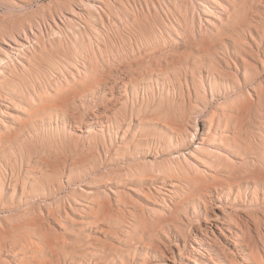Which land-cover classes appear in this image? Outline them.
Segmentation results:
<instances>
[{
	"label": "rangeland",
	"instance_id": "obj_1",
	"mask_svg": "<svg viewBox=\"0 0 264 264\" xmlns=\"http://www.w3.org/2000/svg\"><path fill=\"white\" fill-rule=\"evenodd\" d=\"M11 46L22 57L0 67V109L11 113L0 126L1 243L14 241L13 222L26 217L50 242L28 230L33 260L171 263L164 257L178 261L182 239L196 246L192 238L224 213L244 250L222 238L213 247L235 264H264V0H0V56ZM170 180L189 193L163 203ZM228 183L243 190L237 203L212 189ZM207 188L205 209L196 194ZM68 203L84 223L45 217L70 212Z\"/></svg>",
	"mask_w": 264,
	"mask_h": 264
},
{
	"label": "bare ground",
	"instance_id": "obj_2",
	"mask_svg": "<svg viewBox=\"0 0 264 264\" xmlns=\"http://www.w3.org/2000/svg\"><path fill=\"white\" fill-rule=\"evenodd\" d=\"M234 0H221V4L223 5V6H227L228 5V7H229V4L231 3V2H233ZM90 5V4H89ZM92 6V5H91ZM223 9L221 8V11H222ZM219 13V10L217 11V13H215L216 15H219L218 14ZM89 25V24H88ZM86 27V26H85ZM86 33V32H85ZM5 41V40H4ZM3 42V41H2ZM5 44H6V41H5ZM22 45V47L24 46L23 44H21ZM21 45H19V47H21ZM15 50H18V49H15L13 46H11L10 47V49H7V50H5L4 51V54H2V56H0V67L1 66H4L5 64H7L8 62L9 63H11L12 64V61H14L13 59H15V58H17V56L19 55V56H21L19 53H16V51ZM24 50V49H23ZM24 53V52H23ZM28 55V54H27ZM18 56V57H19ZM26 56V55H25ZM22 57V56H21ZM15 60H17V59H15ZM25 60H27V59H25ZM22 61V60H21ZM19 62V61H18ZM14 63V62H13ZM10 64V65H11ZM8 65V64H7ZM7 65H5V66H7ZM4 66V67H5ZM9 66V65H8ZM12 66V65H11ZM0 73H2L1 71H0ZM0 75H2V74H0ZM4 77V76H3ZM227 84V83H226ZM6 92V91H5ZM12 94V93H11ZM5 95V94H4ZM3 97V96H2ZM15 97V96H14ZM4 98V97H3ZM6 98V97H5ZM10 98V97H9ZM8 98V99H9ZM12 98V97H11ZM7 99V100H8ZM9 101V100H8ZM3 102V101H2ZM6 102V101H5ZM4 102V103H5ZM10 102V101H9ZM1 103V102H0ZM3 103V104H4ZM10 104H12V103H10ZM4 106H5V104H4ZM10 106V105H9ZM13 106V105H12ZM8 108V107H7ZM8 110V109H7ZM9 114H11V113H9V112H7L6 110H3V109H0V126H2V127H5V120L3 119V116L5 117H10V115ZM14 115H16V114H14ZM213 119V118H212ZM218 119V118H217ZM13 120H15V119H13ZM12 120V121H13ZM216 120V119H215ZM205 121V120H204ZM211 121H213V120H210V123H211ZM6 122H8V121H6ZM216 122H218L217 120H216ZM13 123V122H12ZM15 123V122H14ZM99 123V126L100 127H102V125H103V121H99L98 122ZM208 123V122H207ZM222 123V122H221ZM220 123V124H221ZM215 125L217 124V123H214ZM13 126H15L14 124H13ZM7 127V126H6ZM209 127V126H208ZM215 127V126H214ZM18 128V127H17ZM221 128V127H220ZM220 128H218V129H220ZM5 129V128H4ZM12 129V128H11ZM13 129H14V127H13ZM16 129V128H15ZM101 129V128H100ZM215 129V128H214ZM225 129V128H224ZM213 130V129H212ZM5 131H7V128L5 129ZM15 131V130H14ZM103 131V130H102ZM215 131V130H214ZM2 132V131H1ZM8 133L10 132L11 133V131H7ZM120 132H121V134L122 135H119V134H117L116 135V137L117 138H122L127 132H128V130L125 128V129H121L120 130ZM170 133H172V131L170 130L169 131ZM90 133V132H89ZM174 134V133H173ZM223 134V133H222ZM232 134V133H231ZM11 135V134H10ZM3 136V135H2ZM181 136V135H180ZM185 136V135H184ZM214 136V138H215V136H222V135H220V134H217V131L216 132H212V133H209L208 135H207V137H206V139H208V137H210V139H211V137H213ZM26 137V136H25ZM205 137V136H204ZM15 138V137H14ZM171 137H169V139H170ZM180 138V137H179ZM181 138H182V136H181ZM214 138H213V140H214ZM217 138V137H216ZM168 139V140H169ZM223 139V138H222ZM234 139V138H233ZM23 140V139H22ZM14 141V140H13ZM21 141V140H20ZM26 141V140H25ZM147 141V140H146ZM221 141V140H220ZM18 142V141H17ZM178 142V141H177ZM208 142V141H207ZM120 143V142H119ZM119 143H118V145H119ZM131 143V142H130ZM213 143H215L214 141H213ZM234 143V142H233ZM236 143V142H235ZM174 143H173V141H171V140H169V142H167L166 143V145L168 146V148H170V149H172L171 147H172V145H173ZM162 145V144H161ZM214 145V144H213ZM216 145V144H215ZM146 146V145H145ZM237 146V145H236ZM5 147V146H4ZM114 147H116V146H114ZM113 147V148H114ZM203 147H206V146H204V145H201V146H199V148H197V149H200V148H203ZM213 147V146H212ZM1 148V147H0ZM19 148V147H18ZM217 148V147H216ZM221 148V147H220ZM238 148V147H237ZM196 149V148H195ZM205 149V148H204ZM209 149V148H208ZM1 150V149H0ZM5 150V149H4ZM17 150V149H16ZM164 150V149H163ZM220 150V149H219ZM219 150H217L218 151V153L220 152ZM11 151V150H10ZM119 151V150H118ZM205 151V150H204ZM214 151V150H213ZM198 152V151H197ZM206 152V151H205ZM1 153V152H0ZM13 153V152H12ZM191 153H193V150H192V152ZM206 153H208V152H206ZM15 154V153H14ZM194 154H196V153H194ZM224 154V153H223ZM13 155V154H12ZM216 155V154H215ZM220 155V154H219ZM179 156V155H178ZM232 156V155H231ZM174 158V157H173ZM178 158V157H177ZM219 158V157H218ZM225 158H226V155H225ZM234 158V157H233ZM236 158V157H235ZM11 159V158H10ZM29 159V158H28ZM224 159V158H223ZM228 159V158H227ZM221 160V159H220ZM231 160H233V159H231ZM9 161V160H8ZM173 161H175V160H173ZM177 161V160H176ZM221 161H223V160H221ZM230 161V160H229ZM171 162V161H170ZM224 162H226L227 163V161H224ZM231 162V161H230ZM229 162V163H230ZM7 163V162H6ZM10 163V162H9ZM222 163V162H221ZM168 164V163H167ZM232 164V163H231ZM3 166V165H2ZM9 166V165H8ZM179 166H180V164H179ZM193 166V165H192ZM225 166H226V164H225ZM194 167V166H193ZM204 167V168H203ZM222 167H224L223 165H222ZM228 167H230L229 165H228ZM234 167V166H233ZM5 168V167H4ZM227 168V167H226ZM191 169V168H190ZM196 169L198 170H201V171H203V172H208L207 170H208V167L207 166H205V165H203L202 163H197V166H196ZM207 169V170H206ZM231 169V168H230ZM158 170V169H157ZM194 170V169H193ZM196 170V171H197ZM198 170V171H199ZM223 170V169H222ZM227 170V169H226ZM232 170V169H231ZM234 170V169H233ZM147 171H148V169H147ZM2 172V171H1ZM5 172V171H4ZM141 172V171H140ZM215 172V171H214ZM3 173V172H2ZM198 173V172H197ZM118 175V174H117ZM154 175V174H153ZM3 176V175H2ZM121 176V175H120ZM120 176H119V178H120ZM25 177V176H24ZM122 177H123V175H122ZM121 177V179H123ZM151 177V176H150ZM154 177H155V175H154ZM157 177V176H156ZM209 177V176H208ZM125 178H127V177H125ZM129 178V177H128ZM145 178V177H144ZM153 178V177H152ZM1 179V178H0ZM185 179V178H184ZM5 180H6V178H5ZM163 180V179H162ZM229 180L231 181L232 180V176L229 178ZM9 182V181H8ZM15 182V181H14ZM28 182V181H27ZM206 182V181H205ZM34 183V182H33ZM162 183V182H161ZM6 184V183H5ZM9 184V183H8ZM186 184V183H185ZM188 184H189V182H188ZM202 184V183H201ZM116 185V184H115ZM184 185V184H183ZM27 186V185H26ZM25 186V187H26ZM186 186V185H185ZM4 187V183H3V181H1L0 180V188H3ZM20 187V186H19ZM112 187V186H111ZM212 187V186H211ZM235 187H236V190L234 191V189H235ZM7 188V187H6ZM22 188V187H21ZM109 188V187H108ZM154 188H156V187H154ZM250 187H248L247 185L244 187V193H246V191L249 189ZM254 188V187H253ZM261 188V187H260ZM5 189V188H4ZM14 189H15V187H14ZM17 189V188H16ZM151 189H152V187H151ZM151 189H149V190H151ZM156 189H158L157 191H158V193H159V191H161L160 190V188H156ZM162 189H164V191H161L160 192V194H159V198H160V200L159 201H161V202H163V203H166V200H169L168 202H170V200H171V198L175 195H180V198H182V197H186L187 196V194L189 193V189L187 188V187H184V189H182L181 188V182H179V181H173V180H170L168 183H166L165 184V182H164V185H163V187H162ZM212 189H214V192L215 193H218L219 195H221L222 193H225V194H227V193H231V194H233L234 196V198H233V202L234 203H237V199H236V197L237 196H240L241 194H242V192H243V190H242V188L240 187V186H235L233 183H228V184H224V185H218V184H215L214 186H213V188ZM211 189V190H212ZM109 190V189H108ZM118 190V189H117ZM203 190V189H202ZM255 190H259V187H258V184L255 186V189H254V191ZM114 191V190H113ZM142 191V190H141ZM147 191H148V189H147ZM205 192L204 193H202L203 195H199V194H196V196L198 197V198H200L201 200H202V203L205 205V209H206V199H205V196H210V192H209V190H208V188H207V190L205 189L204 190ZM1 192V191H0ZM149 192V191H148ZM156 192V191H155ZM201 192V191H200ZM249 192V191H248ZM98 193H100V192H98ZM8 194V193H7ZM13 194H14V192H13ZM18 194V193H17ZM128 194V193H127ZM138 194V193H137ZM3 195V194H2ZM5 195H6V193H5ZM15 195V194H14ZM213 195V194H212ZM263 196H264V193L262 194ZM18 196V195H17ZM94 196V195H93ZM96 196V195H95ZM94 196V197H95ZM111 196H113V195H111ZM110 196V197H111ZM5 197V196H4ZM88 197H92V196H88ZM101 197V196H100ZM115 197V196H114ZM114 197H113V199H114ZM125 197H127V196H125ZM156 197H157V195H156ZM256 197V196H255ZM21 198H23V197H21ZM20 198V199H21ZM93 198V197H92ZM96 198V197H95ZM108 199H109V197H107ZM128 198V197H127ZM197 198V199H198ZM209 198V197H208ZM212 198V197H211ZM215 198H217V199H220V197L219 196H217V197H215ZM240 198V197H239ZM245 198V197H244ZM11 199V198H10ZM75 199V198H74ZM91 199V198H90ZM123 199V198H122ZM146 199V198H145ZM155 199V198H154ZM174 199V198H173ZM175 199H177V198H175ZM224 199V198H223ZM76 200H77V198H76ZM75 200V202H77ZM126 200V199H125ZM129 200V199H128ZM252 200V199H251ZM255 200H256V198H255ZM24 201V200H23ZM101 202H102V200H100ZM108 201V200H107ZM106 201V202H107ZM114 201V200H113ZM121 201H123V200H121ZM174 201V200H173ZM254 201V200H253ZM257 201V200H256ZM26 202V201H25ZM54 202V201H53ZM81 202V201H80ZM94 202H95V200H94ZM116 202V201H115ZM131 202V201H130ZM221 202V201H220ZM44 203V202H43ZM50 203V202H49ZM48 203V204H49ZM72 203V202H71ZM85 202H83V204H84ZM132 203V206H133V202H131ZM158 203V202H157ZM230 203V202H229ZM45 204V203H44ZM70 203H68V205H65V206H68V208H69V210H70V212H68V211H66L67 210V207H66V210L64 209V206H62L63 207V212H59L58 210L55 212V211H53V209H48L47 211H46V215H45V217H50V218H52V217H56V216H58L60 219H62V220H64L65 222H71V223H74V220H76V222H81V223H84L86 220L84 219L85 217H82V216H80V214L78 215L79 217L78 218H75V217H72L71 215H69V213H72L73 215L75 214L74 212V210H77V212H78V208H77V206H71V205H69ZM78 204V203H77ZM80 204V203H79ZM96 204H99L98 202L96 203ZM96 204L94 203V205L96 206ZM107 204V203H106ZM217 204V203H216ZM12 205V204H11ZM135 205V204H134ZM164 205V204H163ZM167 205V204H166ZM181 205V204H180ZM232 205V204H231ZM49 206H51V205H49ZM85 206V205H84ZM86 206H88V205H86ZM108 206V205H107ZM106 206V207H107ZM109 206H110V202H109ZM137 206V205H136ZM141 206V205H140ZM151 206V205H150ZM177 206V205H176ZM89 207H91V206H89ZM99 207V206H98ZM118 207H120V206H118ZM125 207V206H124ZM131 207V206H130ZM169 207V206H168ZM202 207H204V206H202ZM48 208V207H47ZM46 208V209H47ZM49 208H51V207H49ZM59 208V207H58ZM108 208V207H107ZM106 208V209H107ZM137 208V207H136ZM139 208V207H138ZM142 208V207H141ZM162 208V207H161ZM199 208V207H198ZM210 208H211V206H210ZM216 208H218L219 210L221 209V205H218ZM62 209V208H61ZM83 209H85V208H83ZM92 209V208H91ZM146 209V208H145ZM148 209V208H147ZM158 211L160 210V208H156ZM39 210V209H38ZM81 210V209H80ZM108 210H111V208L110 209H107L105 212H110V211H108ZM112 210H113V208H112ZM121 210V209H120ZM131 210H132V208H131ZM136 210V209H135ZM140 210H142V209H140ZM239 210V209H238ZM40 211V210H39ZM82 211H85V210H81V212ZM96 211V210H95ZM94 211V212H95ZM100 211V210H99ZM101 211H103V210H101ZM115 211V210H114ZM114 211H112V212H114ZM118 211V210H117ZM130 211V210H129ZM167 211V210H166ZM206 211V210H205ZM221 211V210H220ZM10 212V211H9ZM22 212V211H21ZM25 212H29V209L27 210V211H24V213ZM35 211H33L32 213H34ZM119 212V211H118ZM127 212V211H126ZM14 213V212H13ZM17 213V212H16ZM88 213V212H87ZM99 213H101V212H99ZM111 213V212H110ZM122 213V212H121ZM124 213V212H123ZM133 213V212H132ZM143 213V212H142ZM26 214V213H25ZM25 214L23 215V217L25 216ZM85 214V213H84ZM83 214V215H84ZM91 214V213H90ZM95 214V213H94ZM120 214V213H119ZM164 214V213H163ZM30 215V217H32L31 216V214H29ZM37 214L36 213H34V216H36ZM39 215V214H38ZM41 215V214H40ZM44 214L42 213V216H43ZM87 215V214H86ZM88 215H89V213H88ZM111 215V214H110ZM113 215V214H112ZM125 215V214H124ZM138 215H140V214H138ZM146 215H147V213H146ZM151 215V214H150ZM150 215H148V216H150ZM154 215H155V213H154ZM158 215V214H157ZM20 216H22V215H20ZM28 216V215H27ZM117 216V215H116ZM121 216H123L122 214H121ZM13 217H17L18 219H20V217H19V215L18 216H16V214L13 216ZM12 217V218H13ZM29 217V218H30ZM95 217V216H94ZM118 217V216H117ZM124 217V216H123ZM127 217V216H126ZM230 217H232L231 215H225L224 213H222V215H219L218 213H214L213 214V221L207 226L206 225V228H205V230L204 231H202L201 229V231L199 232V236H198V239H196V238H192V240H193V242H197V245L196 246H194V245H192V243H190V244H188V248H187V245H186V241L185 240H183L181 237H180V239H182V241H183V247L181 248V249H178V256H179V258H178V261H176V259H175V255L172 253V252H169L170 253V258H166V257H164L165 259H167V260H171L170 262L171 263H167V262H165L163 259H160V261L159 262H156L155 264H191V263H189V262H192V264H235L234 263V261H233V258L232 257H228V255L226 254V252L223 250V249H221V252H219V251H217V249H215L214 247H213V240L214 239H217V238H222L223 240H225L226 242H228V244H230V246H232V249H236L238 252H243V246L242 245H240V243L238 242V238H236V240H232L231 238H233V236H236V237H238L239 235H238V233H237V231H235L234 229H233V224L235 225L236 223H233V219H230ZM25 219H20V221H18V220H16L15 218V221H17V222H15V224H14V222H13V225H14V233H15V235H14V241L10 244V245H6L4 242L3 243H1V241H0V264H10L11 262L10 261H12V262H14V263H17L16 261H22V262H26V264H54L53 262V260H50V259H48L49 261H45V260H33V257H34V253H35V251H36V248H35V245L34 244H36L35 242L33 243L32 242V240H30L31 238V235H32V233L31 232H29L28 230L29 229H31L32 230V228H35V231H34V234H37L38 236H40V237H42V238H44V240H45V244L47 245V247H49L50 248V242L45 238L46 237V233H44L43 231H42V227L41 226H39L36 222H35V220L36 219H32V220H28V219H26V217H24ZM28 218V217H27ZM57 218V217H56ZM73 218V219H72ZM101 218V217H100ZM99 218V219H100ZM108 218V217H107ZM110 218V217H109ZM131 218H132V216H131ZM144 218V217H143ZM150 218V217H149ZM163 218V217H162ZM10 219H11V217H10ZM9 219V220H10ZM14 219H11V220H13L14 221ZM31 219V218H30ZM39 219V218H38ZM59 219V220H60ZM115 220H117V218H114ZM121 219H123L122 217L120 218V220H118L119 222H121ZM170 218H168V220H169ZM8 220V218L6 219V221ZM51 220V219H50ZM55 220V219H54ZM57 220H58V218H57ZM168 220H166V221H168ZM230 220H232V223H231V221ZM44 220H42V222H43ZM89 221V220H88ZM98 221V220H97ZM134 221V220H133ZM170 221V220H169ZM168 221V222H169ZM183 221V220H182ZM243 221V220H242ZM9 222V221H8ZM12 222V221H11ZM44 222H46V221H44ZM96 222V221H95ZM112 222V221H111ZM235 222V221H234ZM2 223H4V222H2ZM35 225H34V224ZM52 223V222H51ZM88 223V222H87ZM90 223V222H89ZM88 223V224H89ZM166 223V222H165ZM56 224V223H55ZM125 224V223H124ZM130 224V223H129ZM24 225H26L25 227H24ZM43 225H44V223H43ZM47 226H48V224H46ZM50 225V224H49ZM61 224L59 223V226H60ZM66 225V224H65ZM116 225V224H115ZM118 225V224H117ZM47 226H45L44 225V227H45V230L47 231V229H46V227ZM82 225L80 224L77 228H80ZM95 226V225H94ZM130 226H132V225H130ZM138 226V225H137ZM146 226V225H145ZM175 226V225H174ZM64 227V226H63ZM85 227V226H84ZM106 227V226H105ZM113 227H114V225H113ZM1 228V227H0ZM59 228H61V227H59ZM129 228V227H128ZM235 228V227H234ZM2 229V228H1ZM168 229V228H167ZM24 230H26V231H24ZM44 230V229H43ZM49 230V229H48ZM62 230H63V228H62ZM109 230H111V229H109ZM124 230H125V228H124ZM159 230H160V228H159ZM173 230H174V227H173ZM98 231V230H97ZM106 231V230H105ZM113 231V230H112ZM129 231V230H128ZM140 231V230H139ZM48 233H49V231H47ZM64 232V231H63ZM68 232V231H67ZM110 233V232H109ZM114 233V232H113ZM122 233V232H121ZM132 233V232H131ZM50 234V233H49ZM116 234V233H115ZM66 235V234H65ZM64 235V236H65ZM112 235V234H111ZM124 235V234H123ZM36 236V235H35ZM34 236V237H35ZM63 236V235H62ZM68 236V235H67ZM91 236H95V235H91ZM102 236V235H101ZM116 236V235H115ZM129 236V235H128ZM182 236V235H181ZM90 237V236H89ZM92 237V238H93ZM95 237H97V236H95ZM122 237V236H121ZM156 237V236H155ZM52 238V237H51ZM56 238V237H55ZM66 238H68V237H66ZM84 238V237H83ZM87 238H88V236H87ZM174 238H179V236H177V235H174ZM39 239V238H38ZM37 239V240H38ZM101 239H103V238H101ZM100 239V240H101ZM134 239V238H133ZM234 239V238H233ZM52 240H53V238H52ZM55 240V239H54ZM99 240V241H100ZM127 240V239H126ZM149 240H150V244H152L153 245V239H151V238H149ZM35 241V240H34ZM57 241V240H56ZM93 241V240H92ZM102 241V240H101ZM131 241H132V239H131ZM159 241V240H158ZM55 242V241H54ZM60 242V241H59ZM64 242V241H63ZM119 242V241H118ZM160 243V242H159ZM161 243H163V242H161ZM160 243V244H161ZM44 244V245H45ZM57 244V243H56ZM60 244V243H59ZM62 244V243H61ZM67 244V243H66ZM157 245V244H156ZM38 246V245H37ZM54 246V245H53ZM59 246V245H58ZM159 246V245H158ZM117 247V246H116ZM149 247V246H148ZM151 247V246H150ZM190 247V248H189ZM123 248V247H122ZM153 248H157L156 246H153ZM245 248V247H244ZM42 249V248H41ZM148 249V248H147ZM161 249V248H160ZM159 249V252H160V257H162V251ZM166 248L164 247V250H165ZM158 250V249H157ZM189 251L190 250V253H191V255L187 252L186 253V255H187V257H182L183 256V253H184V251ZM229 250H231V249H229ZM50 251V250H49ZM89 251V250H88ZM231 251H233V250H231ZM64 252V251H63ZM85 252H87V250L86 251H84V252H81V253H79V255H81V254H84ZM245 253V252H244ZM147 254V253H146ZM158 254V253H157ZM195 254H196V256L198 255V257H196L195 256ZM52 255V254H51ZM151 256V255H150ZM165 256V255H164ZM75 257L76 256H73V255H71V256H69L68 257V262H66L65 260L64 261H62L61 263H59V262H57V263H55V264H67V263H70V262H74V260H75ZM153 257H156V255H152V259H154ZM158 257V256H157ZM10 258H12L13 260H10ZM50 258V257H49ZM87 258V257H86ZM163 258V257H162ZM172 258V259H171ZM184 258V259H183ZM219 258H221V259H219ZM85 259V258H84ZM84 259L83 260H81V261H83L84 262ZM117 259V261L114 263V264H152V262H151V259H150V257L148 258V259H137V260H133V259H131V260H133V261H128L125 257H122V256H119L118 258H116ZM186 259V261H184ZM58 260V259H57ZM70 260V261H69ZM156 260V259H155ZM10 262V263H9ZM114 262V261H113ZM81 263V262H80ZM85 263V262H84ZM98 264H108V262L107 261H100V260H98V262H97ZM25 264V263H24ZM82 264V263H81Z\"/></svg>",
	"mask_w": 264,
	"mask_h": 264
}]
</instances>
